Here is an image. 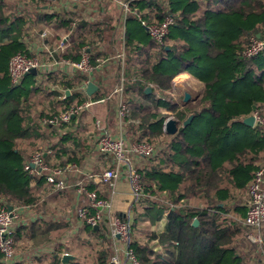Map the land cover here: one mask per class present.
Instances as JSON below:
<instances>
[{"label": "trees", "instance_id": "16d2710c", "mask_svg": "<svg viewBox=\"0 0 264 264\" xmlns=\"http://www.w3.org/2000/svg\"><path fill=\"white\" fill-rule=\"evenodd\" d=\"M18 1L24 6L0 0V207L35 206L41 215L15 226L17 253L27 255L45 245L49 249L11 264H61L65 251L74 256L67 264H112L115 240L106 222L95 227L83 221L71 234L78 216L74 212L70 220L64 219L66 207L60 210L59 201L67 206L77 199L78 206L94 213L98 208L90 205L85 191L108 200L109 184L79 174L57 189L44 175L29 174L23 167L37 149L50 150L44 160L51 166L74 163L91 175L111 167V155L97 153L94 144L81 139L85 111L68 123L39 120L86 100L107 99L108 90L121 84L123 136L158 146L136 165L142 192L130 208L131 229L145 220L153 225L166 218L163 231L150 228L132 235L128 246L139 264H264V225L244 223L248 185L256 170L264 168V129L243 123L255 111L264 117V50L254 56L243 53L250 36L264 39V0H129L123 60L115 64L111 82L102 86L99 80L91 94L82 86L92 76L77 70L28 73L13 84L8 59L15 53L37 56L25 37L28 28L42 23L52 30L48 44L57 42V32H70V43L58 57L74 61L87 50L94 72L100 74L99 63L113 45L116 25L105 16L87 21L84 9L90 0H75L68 9L53 8L51 0ZM167 16L173 23L157 43L140 20L159 23ZM182 73H192L200 91L188 102L181 95L180 108L169 94L173 79ZM161 107L174 113V134L163 130ZM191 112L192 121L182 127ZM87 154L98 156L91 170L80 165ZM77 182L82 183L79 194ZM49 210L53 214L47 219ZM249 233L259 234L261 242L250 240ZM1 257L0 264H8Z\"/></svg>", "mask_w": 264, "mask_h": 264}, {"label": "built area", "instance_id": "2783aa9c", "mask_svg": "<svg viewBox=\"0 0 264 264\" xmlns=\"http://www.w3.org/2000/svg\"><path fill=\"white\" fill-rule=\"evenodd\" d=\"M70 1V0H67ZM103 1V0H101ZM112 1V0H104ZM118 5L121 11L122 18H125L126 14L130 11L129 0H118ZM141 25L147 30L149 36L157 43H162L164 37L168 33L169 27L173 23L171 16L165 17L159 23H147L145 20H140ZM45 35L46 32L41 33ZM65 42L60 41L59 47L63 48ZM264 50V39L259 36H250L247 47L243 51L245 56H254ZM116 57L119 60H123V50L116 52ZM40 60L38 56H27L22 53H15L10 56L7 63V70L10 77V81L13 84L20 82L23 75L28 73L32 68H38ZM68 64L74 70L91 75L94 72L95 66L91 63L90 56L87 50H82L79 58L74 61H68ZM122 80V78H121ZM89 82V79L83 82L84 89ZM122 91V84L116 87L111 94L107 95V98L113 96L115 93L119 96V116L124 114V105L120 101V95ZM92 101L86 100L77 106L60 112L57 115H53L49 118H42L39 121L41 123L57 124L58 122L68 123L70 118L77 113H80L88 108ZM254 125H260L264 129V117L260 116L256 111L253 112ZM98 126V122H96ZM96 148L100 153L108 154L112 156L113 166L104 169L101 173L88 174L85 171H80L74 163H69L64 166H51L44 160V154L50 152L49 149L42 150L37 149L32 156L24 164V170L33 175H44L45 181L51 184L54 188L63 189L67 186L69 175L72 172H79L82 175H88L97 182L108 183L110 185L120 178L125 177L129 182L131 193L133 197H138L142 192V185L139 181V173L133 162V155L139 157L150 156L156 149L147 142H129L126 138L119 134L113 136L107 131L99 129L95 135ZM75 185H79L76 188V193L79 194L82 190V183L77 182ZM86 196L92 207L98 208V211L90 213L84 206H77V199L75 201L74 208L78 216V222L73 226L71 234L77 229L81 222L97 226L99 222L105 221L108 223L111 237L116 241H122L123 251L119 252L118 247H115L114 254L111 257L112 264H139L133 250L128 246V235L130 229L131 217L127 214L126 219H122L119 216H113L109 214L110 203L108 200L98 198L95 192L86 190ZM248 201L246 207V213L244 217V223L252 227H259L264 222V168H258L254 174L253 180L248 185ZM38 217V211L35 206L29 205H3L0 207V253L2 255L1 260L4 263L11 264L21 259V256L14 253V241L13 230L16 225L32 221ZM247 237L253 242H261L262 238L259 234L249 233ZM47 246L41 248H33L32 251L25 257H29L33 254H38L42 250H48ZM121 255L124 261H121Z\"/></svg>", "mask_w": 264, "mask_h": 264}, {"label": "crops", "instance_id": "0c3cea01", "mask_svg": "<svg viewBox=\"0 0 264 264\" xmlns=\"http://www.w3.org/2000/svg\"><path fill=\"white\" fill-rule=\"evenodd\" d=\"M51 1L53 4L52 6L55 9H61V8L68 9L71 6L70 3L72 4L76 3L75 0H72V2L71 0L70 1L51 0ZM82 1L88 2V0H82ZM100 1L101 0H90L89 1L90 3L84 9L86 20L89 22H97L98 20H100L101 18L105 16L107 18L109 17L112 23L116 26L113 32V45H111V47H108L107 56L105 58H102L99 63L100 64L99 68H102V72L100 74L93 72L91 74L92 77L89 79V81L95 84L96 86L95 90H97V82H99V80H101V82L103 81L102 86L106 85L107 82L108 83L111 82V80L114 77V74L116 73V69H117L115 67V64L119 60L118 58H116V52L123 50V38L122 37H123V31H124V18H122L121 11L118 5V0L107 1L108 3H104ZM8 3L11 5H14V0H8ZM205 3L206 1H201L202 5H204ZM24 4L25 3H22L21 1L17 0L14 6H16L17 8L18 7L21 8L22 6H24ZM30 31L34 33L30 34ZM43 31L46 32L45 35L41 34ZM51 31L52 30L49 25H44L42 23L39 25H33L27 29L28 35H26L25 37L27 44L30 47L31 51L34 52L40 60V64L37 68L38 69L37 72L44 74V73H47L48 71H56V72L61 71L64 74L65 73L72 74L74 69L71 67L70 64H68V61L65 60V58L57 56L58 53L61 54L67 49L70 43V38H71L70 32L69 33L57 32L56 35L59 36V39L57 40V42L55 44H48L46 36ZM61 40L65 42V46L63 48L59 47V43ZM178 76L192 77L194 78V80L196 79L192 73H182ZM95 90H93V92ZM66 93L69 94V91L66 90ZM112 98H116L117 99L116 101L119 102V96L117 95V93H115ZM112 98L93 101L90 104V106H88V108L84 110L85 113L82 114V122L85 120L87 122V125L84 129H81L82 135L80 134V136H81V139L84 140V142H86L87 144H90L91 146L93 144L92 137L93 135H96L99 129H102L103 131H107L109 134L113 136L124 134L121 117L119 116V104L113 101ZM159 109L160 110L158 111L161 115H164V116L167 115L165 114L167 113L166 111H168L167 109L163 107ZM93 121L95 123L98 122V126H94ZM68 127L72 130L75 129V127L71 125ZM95 150L98 153L96 147H95ZM263 154L264 153H260V155H263ZM87 155H90V154H87ZM97 158L98 156L97 154H95V155H91L90 157H86L84 160H87L88 162L89 160L90 162L91 161L95 162ZM112 165H113V161H111V166ZM70 175H72V178H73V177H77L79 174L77 172H72ZM109 187H110V191L108 195V201L110 203L109 213L114 214V215L115 214L120 215L122 217H124L126 214H129V213L131 214L130 208H131V205H133L134 197H133V194L131 193L130 185L127 179L122 176L116 179L112 185L109 184ZM59 201L61 202L60 210H62L64 206L66 207L65 214L62 215V217L64 216L65 217L64 219L70 220L73 215V208H74L76 199L72 201L71 205H67V206H66L67 203L64 204V200L61 199ZM49 208L54 209L53 206H50ZM52 214L53 213L50 212V210L46 211V215H47L46 218L47 219L51 218ZM38 217H41V215L38 214ZM145 221L148 222V220H145ZM148 224H151V223L148 222ZM165 225H166V218L165 216H163L161 217V219L156 221L153 225L151 224L150 228L153 231L161 232L165 229ZM263 225L264 224H261V227ZM115 243L116 241H114V244ZM65 252H63L62 254H64ZM121 261H124V258L122 255H121ZM123 264H126V262H123Z\"/></svg>", "mask_w": 264, "mask_h": 264}, {"label": "rangeland", "instance_id": "374dc122", "mask_svg": "<svg viewBox=\"0 0 264 264\" xmlns=\"http://www.w3.org/2000/svg\"><path fill=\"white\" fill-rule=\"evenodd\" d=\"M189 76V75H188ZM116 87H118V85H115L114 87H113V89L114 88H116ZM113 89H109L108 91H109V93H108V95L109 94H111L112 93V91H113ZM188 92L189 93V100L192 98V97H195V96H197V94H198V92L200 91V87L198 86V83H196V81L194 80V78H192V77H182V76H177V77H175L174 79H173V88H172V91L170 92V98L174 101V102H176L177 104H178V106L181 108L182 106H184V105H181V102H180V97H181V95H183V92ZM113 96H111L110 97V99L112 98ZM113 99V101H115L116 103H118L119 104V102H117L116 100V98H112ZM189 100H187L186 102H188ZM190 101H192V99L190 100ZM160 110V109H159ZM164 112V111H163ZM167 113H165V114H167V115H165V119H164V121H163V124H164V122L168 119V118H172V119H175L176 120V118H175V116H174V113H171V111H166ZM258 113V112H257ZM262 113H264V111L262 112ZM192 121V120H191ZM182 123V122H181ZM93 124H94V126H96L97 124L93 121ZM190 124V123H189ZM194 124H195V122H194ZM194 124H192V126L195 128V127H198V126H195ZM188 125V124H187ZM186 125V126H187ZM93 144L95 145V147H96V140H95V135H93ZM158 145H161V144H158ZM154 147V146H153ZM155 149H156V151L155 152H157V149H158V146L157 147H154ZM91 155H85V158L86 157H90ZM133 157V162H134V165L136 166V165H139V163H141V161H142V158H140L139 156H137V155H133L132 156ZM81 165V167H83V168H86V169H92L95 165L93 164V161H91L90 162V160H89V162L87 161V160H83V162L80 164ZM142 165V164H141ZM76 166V165H75ZM79 170L80 171H83V169L81 170L80 168H79ZM78 174H79V172H77ZM83 176V175H82ZM72 175H69V178H68V181H69V183L70 182H72ZM75 208H76V206H75ZM75 208H73V213L75 212V214H76V210H75ZM110 214V213H109ZM110 215H113V216H119L120 218L122 217V216H120V215H114V214H110ZM129 215L131 216V214L129 213ZM127 218V214L124 216V217H122V219H126ZM132 222H130V229H129V235H128V237H129V239H128V241H130V239H131V237H132V235L133 234H137L138 236H139V234L141 235V233H146V231H148V230H150V227H148V222L147 221H144V222H140L139 224H138V226L135 228V230L133 231L132 229H131V224ZM107 225H108V223H106ZM109 226V225H108ZM254 234V233H253ZM143 238V237H142ZM16 246V245H15ZM45 246H47V245H45ZM115 247H118V249H119V252H122L123 251V244H122V241H120V242H116L115 244H114V249H115ZM32 250V249H31ZM14 253H16L17 255H19V256H21V259L20 260H23V259H30L29 257H25L26 256V253H17V249H16V247H14ZM65 253H68V252H65ZM23 254H25V255H23ZM39 254V253H38ZM38 254H35V255H38Z\"/></svg>", "mask_w": 264, "mask_h": 264}, {"label": "water", "instance_id": "95a60500", "mask_svg": "<svg viewBox=\"0 0 264 264\" xmlns=\"http://www.w3.org/2000/svg\"><path fill=\"white\" fill-rule=\"evenodd\" d=\"M259 35V34H258ZM28 73L31 74H36L37 73V69L36 68H32ZM26 73V74H28ZM96 86L93 82L89 81L87 86H86V92L88 94H91L93 92V90H95ZM150 89L147 88L146 91H149ZM189 98V94L187 92H183V101H187ZM194 114L193 113H189L186 118L182 121L181 126L185 127L187 124H189L191 122V120L193 119ZM243 123L249 126H252L254 124V117L253 115H248L243 119ZM163 129L164 132L166 134H174L177 130V122L175 119L172 118H168L164 124H163ZM193 224L196 225L197 224V220L194 219L193 220ZM97 227V226H95ZM74 259V256L71 255L70 253H64L62 254L60 260H61V264H67L69 262V260Z\"/></svg>", "mask_w": 264, "mask_h": 264}]
</instances>
